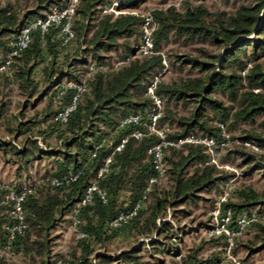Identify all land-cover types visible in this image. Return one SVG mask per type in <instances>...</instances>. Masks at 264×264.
<instances>
[{
    "label": "trees",
    "instance_id": "16d2710c",
    "mask_svg": "<svg viewBox=\"0 0 264 264\" xmlns=\"http://www.w3.org/2000/svg\"><path fill=\"white\" fill-rule=\"evenodd\" d=\"M27 1L0 0V59L9 53L25 23L52 6L63 8L69 2L33 0L29 5ZM235 1L238 4L232 12L215 13L203 3L186 2L180 11L152 9L156 52L150 56H140L137 52L142 17L134 13L103 12L104 5L111 0H79L72 16L73 38L61 36V23H54L43 34L38 29L32 30L28 46L0 71V82H15L34 98L22 102L18 114L10 112L9 100H0V131L11 135L4 139L0 133V149L5 155L17 157L21 167L27 168L30 162L42 158H47L49 163L35 178L27 174L22 181L0 182V264H7L5 253H20L33 260L37 254L41 264H51L53 240L49 233L62 221L72 226L74 217L79 219L77 226H72L76 230L78 252L64 259L69 264H147L142 254L147 244L156 254L180 256V235L191 228L179 224V219L193 213L184 207L199 208L201 204L204 209L197 217L208 213L210 217L217 202L211 195H223L229 186L227 181L231 176L220 174L215 163H208L210 156L219 151H223L221 162L233 163L239 158L236 164L243 167L240 172L243 179L230 192L231 199L223 203L232 212V226H236L239 216H256L235 236L231 253L234 257L244 253L240 262L247 264L254 254L264 250V118L258 122L260 134L247 131L233 134L239 124L252 123L256 117L264 116V62L261 61L264 0ZM140 2L120 0L118 7L136 8ZM252 32L253 37H249ZM170 34L183 42L208 41L219 49L216 52L204 49L206 59L176 57L181 66L189 63L196 67L199 75L180 76L170 82L160 78L155 92L162 98V111L156 127L164 131L167 139L194 133L210 136L215 142L212 152L201 143L163 146L165 174L149 187V178L156 170L147 149L160 138L148 129L154 103L147 89L154 75L162 70L159 51ZM77 36L80 41L74 45ZM42 63L44 80L43 86H39L34 71ZM68 81L85 83V88L67 119L54 120L55 113L70 103L77 92ZM219 93L230 102L217 97ZM44 97L47 99L38 108ZM178 100L185 106L191 100L196 102L190 115L177 116L171 104ZM28 106L34 108L33 115L24 114ZM132 113L140 114V121L121 126L120 121ZM173 123L177 125L175 129ZM135 128H141L144 135L133 137L131 132ZM49 137L56 138L57 145L48 142ZM123 137H127L123 147L114 150ZM231 142L233 147L229 146ZM245 142L253 146L247 147ZM112 151L108 170L98 175ZM255 172L259 180L247 179ZM69 173L78 175L61 186L51 184L52 178ZM165 179H168L166 186ZM94 181L105 193L104 199L94 192L91 201L73 214L75 204ZM24 187L31 189L22 201L24 227L9 242L7 226L15 218L10 214L11 201H4L3 197L8 188L20 193ZM138 203L140 207L134 216L121 226L112 227L111 222L119 214L131 212ZM172 220L178 224L174 225ZM206 226L207 222L204 226L199 221V227ZM123 227L133 232L137 244L116 254L95 250V246L103 248L112 241ZM250 232L252 237L244 239L243 235ZM80 233L83 236H78ZM206 239L208 243L224 244L221 237L206 236ZM199 249L181 256V264H221L222 259L215 254L199 259ZM165 262L155 258L153 264Z\"/></svg>",
    "mask_w": 264,
    "mask_h": 264
},
{
    "label": "rangeland",
    "instance_id": "374dc122",
    "mask_svg": "<svg viewBox=\"0 0 264 264\" xmlns=\"http://www.w3.org/2000/svg\"><path fill=\"white\" fill-rule=\"evenodd\" d=\"M33 0L27 1L29 5L32 4ZM73 0H71L72 2ZM78 1L75 2L78 5ZM184 2L191 3L195 5L196 3H203L210 9L212 12H232L236 5L238 4L235 0H141L140 4L136 8H129L131 11L134 10L139 15L145 14L147 11H151L154 8H162V9H173L175 10H182L184 7ZM254 33L252 32L249 34V37H253ZM80 41V37H76L73 40L74 45H78ZM207 50L210 52H216L219 48L206 41V42H183L180 37H176L173 34H170L168 40L164 41L161 46V52L166 55L167 58V67L160 72V78L163 81L170 82L173 80H177L180 76H192V75H199V70L196 67H192L191 64L185 63L184 65H180L176 60L177 56L185 55L193 58L203 59L206 57L203 54V51ZM61 58V56H60ZM173 60L175 61L172 64ZM261 61L264 62V56L261 57ZM40 64L36 67L34 71V78L39 82V86H43V72H42V65ZM205 72H202L204 74ZM258 90V89H256ZM219 98L223 99L225 102L229 103L230 101L227 97L221 95L220 93L217 94ZM9 100L10 101V112L11 113H19L21 110V103L24 101H32L34 98L33 96H28L26 90L20 87L17 83H6L0 82V100ZM47 98H43L41 102L38 103L37 107H41V105L45 102ZM165 100V99H164ZM165 104V102H164ZM196 102L191 100L187 106L183 105L182 101L178 100L176 104L172 103L171 107L173 110L177 112V116H188L191 114L193 107L195 106ZM34 108L28 106L24 109V114L26 116L33 115ZM264 116L256 117V121L249 123L244 122L239 124L237 130L233 131V134H242L244 131L247 132H254L260 134L261 132L258 122L263 119ZM176 124H172V129L176 128ZM1 137L4 139L11 138V135L6 133L5 131H0ZM48 142L52 145H57L58 140L54 137L47 138ZM20 142V140H19ZM39 143L42 144V140L39 139ZM237 143V142H235ZM234 143H229L230 147H233ZM247 146V145H246ZM249 147V146H247ZM252 147H250L251 149ZM257 152H260L261 149L252 148ZM223 151H219L213 153L210 157V161L208 163H215L217 169L219 170L220 174L222 175H230V179L227 181L229 182L228 188H225V192L229 193L233 190L235 186L243 179L240 175L243 167L238 166L236 163L239 162V158H237L233 163L231 162H221V155ZM47 158H42L40 160H33L30 164L25 167H21L17 157L11 156L9 154H3L0 149V182H10V181H22L23 178L27 174H30L31 178L37 177V173H41L46 165H48ZM234 174V176H232ZM255 175L248 177L247 179L252 180L258 179L257 174L258 172L254 173ZM168 183V179L163 181L164 186ZM259 183V182H258ZM224 195V194H223ZM221 195H211L213 196L216 201L220 200L223 196ZM203 196L210 197L206 194ZM231 199L230 197H228ZM185 210L191 209L192 215L186 218H180L179 224L182 226H187L191 228V231L188 233H184L180 235V242L178 243V248L180 250L181 255H168V254H156L154 250L151 248L149 244L146 245L145 251L142 252L143 254V261L148 262L147 264H153L155 258H159L161 261H166L168 264H181L182 257L188 254L189 250L197 249L198 250V258L205 260L209 256L215 254L218 255L222 262L221 264H235L232 261L226 258L222 246L220 243H208L206 242V236L204 228L199 227V221L204 222V226L206 222L209 220V213L204 217H197L198 214L203 211V207L200 204L199 208L185 206ZM170 210L167 211V218H169ZM68 218V217H65ZM196 218V219H195ZM195 219V220H194ZM65 220V219H64ZM174 225L178 224L176 220H172ZM52 238V246H51V264H54L57 260L63 258L66 259L70 257V253L78 252V246L76 242V230L73 228L68 221H62L60 224H57L56 228L52 229L49 233ZM253 233H247L243 235L244 239H248L252 237ZM136 238L133 235V232L128 227H123L119 230L118 235L110 242H108L103 248L99 246H95V250L99 252H104L107 254H116L122 250H126L127 248L135 245ZM141 241V240H140ZM139 242V241H138ZM137 244V243H136ZM244 253H238L236 258L238 261H241L243 258ZM155 256V257H154ZM182 256V257H181ZM5 260L7 264H41V257L37 254L34 255V260L30 259L29 257H25L20 253H5L4 254ZM56 260V261H55ZM247 264H264V250L258 254H254L250 260L246 262Z\"/></svg>",
    "mask_w": 264,
    "mask_h": 264
},
{
    "label": "built area",
    "instance_id": "2783aa9c",
    "mask_svg": "<svg viewBox=\"0 0 264 264\" xmlns=\"http://www.w3.org/2000/svg\"><path fill=\"white\" fill-rule=\"evenodd\" d=\"M77 0H69L67 5L63 8H59L57 6L50 7L43 15L37 16L27 23H25L19 30V33L16 39L12 43V48L9 53L5 56V58L0 59V71L5 70L9 64L11 63L14 56L19 55L21 51L28 46V43L31 40V32L33 29H38L42 34L48 31L50 26L54 23H61L60 33L64 39H70L74 37V32L71 27L72 16L74 13V7L76 5ZM120 0H111L110 3L105 4L102 11L103 12H111L113 15H117L119 13H136L134 10H130L129 8H119ZM142 17L141 23V36L140 41L137 45V52L140 56H150L154 52V43L152 39V30L154 28L155 22L153 16L150 11H147L145 14L139 15ZM162 55V64L163 70L168 66L166 55L159 51ZM160 81V73L154 75L151 83L148 86L147 93L153 99V107L151 108V121L148 125V129L150 132L156 133L160 140L151 146L148 147L147 151L152 155L154 169L156 173L149 178V187L150 184L162 178L165 174V161L163 158V146L165 145H174L180 146L186 142L192 143H201L207 146V148L212 152V148L214 145V139L207 135H197L194 133H189L184 136L178 137L175 140L167 139L165 137V133L162 129H158L156 127V121L162 111V98L155 92L157 83ZM70 86H74L77 89V92L74 94L72 101L60 110H58L54 115V120L65 121L69 115V113L75 107V103L79 93L85 88V83H74L73 81H68ZM141 119L140 114L132 113L125 116L121 121L120 125L124 126L129 123H137ZM221 127H223L222 123H218ZM223 134L227 136V133L223 131ZM131 135L135 138H140L144 135V131L141 128H135ZM127 141V137H123L121 141L115 146L114 150H120L124 143ZM221 144H226V142H222ZM246 145H252L250 142H245ZM253 146V145H252ZM113 151L106 157L104 164L99 168L98 175H102L109 168V162L111 160ZM95 155V153H93ZM78 173H69L62 178H52L51 184L53 186H61V184L68 183L71 180L76 179ZM148 187V188H149ZM31 189L24 187L23 191L20 193H16L14 189L8 188V190L4 194V201H11V209L10 214L15 218V222L11 225L7 226L8 236L7 239L11 242L14 239L16 232H20L24 227V212L22 208V201L27 192H30ZM94 192H98L101 197L104 199V192L100 190L97 186V183L94 181L89 184L88 188L85 191L83 198L75 204V209L73 210V214L76 213L77 208L81 205L89 203L92 198V194ZM229 193L225 192L224 195L218 200L207 221V226L204 229V233L209 238H218L221 237L223 239L224 244L222 245V249L226 258L232 261L235 264H242L237 260L231 253L234 238L238 234L245 229V227L252 221L256 220V216L252 214L251 216L242 215L236 219V226H232V212L229 208L223 207V203L228 199ZM140 207V203H138L135 208L127 213V214H119L112 222V227H119L122 224L126 223L132 216L135 215L136 210ZM79 223V219L76 217L73 218L72 226L75 227ZM78 236H83L82 233L78 234ZM54 264H69L63 258L54 262ZM163 264H168L167 262Z\"/></svg>",
    "mask_w": 264,
    "mask_h": 264
}]
</instances>
